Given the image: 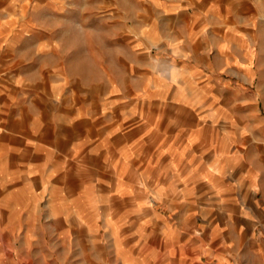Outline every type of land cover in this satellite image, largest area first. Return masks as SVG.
<instances>
[{"label": "crops", "instance_id": "obj_1", "mask_svg": "<svg viewBox=\"0 0 264 264\" xmlns=\"http://www.w3.org/2000/svg\"><path fill=\"white\" fill-rule=\"evenodd\" d=\"M145 2L156 8L143 29L133 30V61L124 62L122 83L110 85L108 95L74 102L53 99L51 79L36 77L33 54L15 47L35 38L8 36L30 25L9 19L23 12V0H0V169L7 172V218L39 220L46 198L53 205L68 201L72 217L81 216L79 202L99 200L109 238L117 232L141 246L142 213L154 210L146 198L162 197L163 210L180 212L162 219V235L190 261V209L212 225L217 244L242 232L264 236L262 162L241 149L246 136L220 130L245 122L231 119L235 106L194 100L227 95V80L243 78L258 60L264 0ZM57 217L65 215L53 213Z\"/></svg>", "mask_w": 264, "mask_h": 264}, {"label": "rangeland", "instance_id": "obj_2", "mask_svg": "<svg viewBox=\"0 0 264 264\" xmlns=\"http://www.w3.org/2000/svg\"><path fill=\"white\" fill-rule=\"evenodd\" d=\"M23 3V12L9 19H23L30 25L8 30V36H33L32 45L15 47L26 46L23 51L33 54L36 77L46 75L45 79H51L53 99L65 97L74 102L88 95H108L110 85L117 88L122 83L124 62L133 61L130 48L133 30L138 25L143 29L156 8L145 0H23ZM227 83V95L212 101L206 96L194 100L208 107L218 103L235 106L231 119L245 122L246 127L220 130L226 131L227 136L228 132L246 136L248 143L240 144L241 149L247 148L249 158L254 161L260 158L264 167V38L253 67L246 68L243 78ZM6 177L7 172L0 169V264H264V236L258 230L255 236L247 237L248 232H242V237L234 234L231 240L217 244L212 225L200 211L192 209L188 212L191 259L187 260L162 235V219L169 221L180 213L163 210L162 197L146 198L154 210L142 213L141 246L129 243L123 236L120 239L117 232L115 239L109 238L99 200L79 202L81 216L72 217L71 203L53 205L46 198L39 220L9 219ZM90 202L96 207H91ZM12 207L13 211L18 210V206ZM56 212L65 217L53 218Z\"/></svg>", "mask_w": 264, "mask_h": 264}]
</instances>
